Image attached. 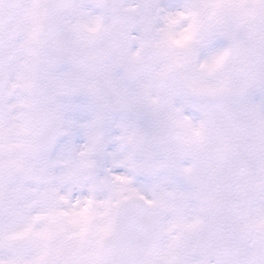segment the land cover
Returning <instances> with one entry per match:
<instances>
[{
	"label": "snow or ice",
	"instance_id": "6c2138e0",
	"mask_svg": "<svg viewBox=\"0 0 264 264\" xmlns=\"http://www.w3.org/2000/svg\"><path fill=\"white\" fill-rule=\"evenodd\" d=\"M0 264H264V0H0Z\"/></svg>",
	"mask_w": 264,
	"mask_h": 264
}]
</instances>
